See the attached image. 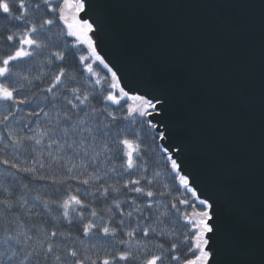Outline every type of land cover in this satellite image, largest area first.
<instances>
[{
	"label": "snow or ice",
	"instance_id": "snow-or-ice-1",
	"mask_svg": "<svg viewBox=\"0 0 264 264\" xmlns=\"http://www.w3.org/2000/svg\"><path fill=\"white\" fill-rule=\"evenodd\" d=\"M98 0H0V264H224L220 191Z\"/></svg>",
	"mask_w": 264,
	"mask_h": 264
},
{
	"label": "water",
	"instance_id": "water-1",
	"mask_svg": "<svg viewBox=\"0 0 264 264\" xmlns=\"http://www.w3.org/2000/svg\"><path fill=\"white\" fill-rule=\"evenodd\" d=\"M98 2L112 50L171 97L193 163L228 193L224 264H264V0Z\"/></svg>",
	"mask_w": 264,
	"mask_h": 264
},
{
	"label": "bare ground",
	"instance_id": "bare-ground-1",
	"mask_svg": "<svg viewBox=\"0 0 264 264\" xmlns=\"http://www.w3.org/2000/svg\"><path fill=\"white\" fill-rule=\"evenodd\" d=\"M222 199H227L228 193H226L224 190L221 192ZM222 253L226 254L227 257H229L230 252L226 249H223ZM223 256V255H222ZM225 256V255H224Z\"/></svg>",
	"mask_w": 264,
	"mask_h": 264
},
{
	"label": "rangeland",
	"instance_id": "rangeland-1",
	"mask_svg": "<svg viewBox=\"0 0 264 264\" xmlns=\"http://www.w3.org/2000/svg\"><path fill=\"white\" fill-rule=\"evenodd\" d=\"M223 200V205H224V211H223V215H225L227 213V211L229 210L228 209V203L227 201H225V199H222Z\"/></svg>",
	"mask_w": 264,
	"mask_h": 264
},
{
	"label": "trees",
	"instance_id": "trees-1",
	"mask_svg": "<svg viewBox=\"0 0 264 264\" xmlns=\"http://www.w3.org/2000/svg\"><path fill=\"white\" fill-rule=\"evenodd\" d=\"M3 25H4V21L0 20V30H2Z\"/></svg>",
	"mask_w": 264,
	"mask_h": 264
}]
</instances>
